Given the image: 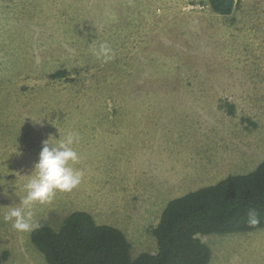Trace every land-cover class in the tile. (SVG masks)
<instances>
[{"label": "rangeland", "instance_id": "1", "mask_svg": "<svg viewBox=\"0 0 264 264\" xmlns=\"http://www.w3.org/2000/svg\"><path fill=\"white\" fill-rule=\"evenodd\" d=\"M69 133L81 183L35 202L32 222L58 229L82 210L121 229L132 257L155 252L171 199L264 159V0H237L230 15L206 0H0L4 264H48L3 217L43 141ZM198 237L207 264H264V228Z\"/></svg>", "mask_w": 264, "mask_h": 264}, {"label": "trees", "instance_id": "2", "mask_svg": "<svg viewBox=\"0 0 264 264\" xmlns=\"http://www.w3.org/2000/svg\"><path fill=\"white\" fill-rule=\"evenodd\" d=\"M212 11L230 15L237 0H206ZM56 72L54 76H61ZM255 212L259 223L249 224ZM264 228V159L251 171L228 175L171 199L152 228L155 252L131 255L125 233L97 223L86 211L70 213L58 229L42 225L30 241L48 264H207L211 250L198 235L248 232ZM9 256L0 251V264Z\"/></svg>", "mask_w": 264, "mask_h": 264}, {"label": "clouds", "instance_id": "3", "mask_svg": "<svg viewBox=\"0 0 264 264\" xmlns=\"http://www.w3.org/2000/svg\"><path fill=\"white\" fill-rule=\"evenodd\" d=\"M94 52L105 61L111 59V49L107 45H101L99 51ZM79 140L78 133H69L58 142H52L49 138L43 141L38 160L34 164L35 175L23 185L26 195L20 200L19 207L11 208L4 215L5 222L11 221L12 227L21 232L38 228L39 224L32 222L31 206L35 202H50L57 191L70 192L81 183L82 171L71 166L79 160L73 148ZM258 223L256 213L250 212L249 224L255 226Z\"/></svg>", "mask_w": 264, "mask_h": 264}]
</instances>
